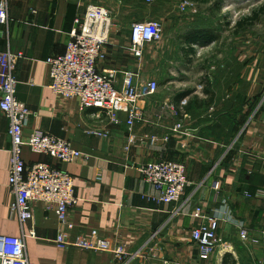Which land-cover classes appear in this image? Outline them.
I'll return each instance as SVG.
<instances>
[{
  "label": "crops",
  "instance_id": "0c3cea01",
  "mask_svg": "<svg viewBox=\"0 0 264 264\" xmlns=\"http://www.w3.org/2000/svg\"><path fill=\"white\" fill-rule=\"evenodd\" d=\"M101 3L0 0L8 14L7 22L0 23V53L23 55L14 76L16 99L32 112L24 138L41 132L70 142L88 157L63 164L23 149L26 164L47 163L69 174L80 202L70 209L63 224L43 203H36L32 221L22 225L11 210L15 199L8 187L9 122L0 112V236L23 238L31 264H222L226 255L236 264H263L264 242L255 240L264 227V206L261 201L245 198L244 193L253 195L264 188V45L256 44L259 49L251 55L256 72L255 81L248 86L247 37L241 36L242 29L205 26L198 21L196 11L192 13L195 20L183 26L170 14V6L154 13L146 10V15L143 11L126 19L116 18L106 58L97 69L118 72L119 81L126 72L136 74L142 82L151 79L144 63L147 55L138 63L128 49L129 35L122 41L115 36L117 27L135 19H157L164 34L161 41H176V56L184 64L186 59L193 62L194 57L199 59L215 48L216 61L208 69L189 70L182 64L181 70L169 72L157 93L140 102L143 121L128 130L125 112H117L119 124L113 125L94 109L80 112L77 101L56 98L48 88L45 61L65 52L76 19L89 6ZM175 8L176 12L185 10L183 5ZM198 29L213 30L216 39L203 44L187 42L195 39L181 41L186 33ZM256 41L264 42V34ZM194 78L199 80L193 86ZM176 125L183 127L181 133L173 132ZM90 131L103 136L89 135ZM130 136L136 144L126 149ZM151 136L157 138L154 146L138 144ZM165 161L181 164L191 183L176 204L158 202L153 187L138 171L147 164ZM222 201H227L225 207ZM196 207L220 217L217 237L222 247L209 261L199 260L190 239L197 223L192 217ZM239 227L250 231L247 242L239 239ZM31 231L34 237L29 236ZM78 238L105 240L139 255L119 263L110 253L73 246Z\"/></svg>",
  "mask_w": 264,
  "mask_h": 264
},
{
  "label": "built area",
  "instance_id": "2783aa9c",
  "mask_svg": "<svg viewBox=\"0 0 264 264\" xmlns=\"http://www.w3.org/2000/svg\"><path fill=\"white\" fill-rule=\"evenodd\" d=\"M114 14L102 6L92 5L85 14L76 19L69 35L65 52L50 57L45 61L49 70L51 93L62 100H75L79 111L94 109L104 115L111 124H119L117 112H125L128 130L144 119V111L140 102L155 95L158 83H144L138 76L126 72L119 81L118 72H100L97 64L106 58V47L110 44ZM8 19L6 5L0 4V23ZM163 29L159 21H148L133 24L129 31V52L140 63L144 48L162 40ZM23 59L22 53H0V112L8 120V136L11 140L10 171L8 187L14 195L15 203L11 210L20 223L32 221L33 205L43 203L47 212H53L59 224L68 219L71 208L76 207L80 199L76 196L72 177L47 163L26 164L22 159L24 148L33 154L43 155L59 163L71 164L88 157L74 149L70 142L54 138L50 135L33 132L27 138L23 130L32 112L16 99L17 80L14 70L17 62ZM181 125H176L173 132L181 133ZM89 135L103 136L96 131ZM165 142L168 138L164 139ZM156 137H145L138 144L154 146ZM129 149L136 142L132 136L127 140ZM144 181L153 187L157 200L165 205L179 203L183 193L190 187L185 169L174 162L147 164L138 169ZM247 199H256L264 204V188L253 195L244 193ZM223 207L227 201H222ZM192 217L197 221L190 233L191 242L195 245L198 258L209 261L222 247L218 243L220 217L208 215L201 207H196ZM260 241L264 238V227L256 234ZM34 237V232H29ZM250 231L239 227V239L247 242ZM254 241V239H253ZM253 243H256V242ZM73 246L86 251L110 253L119 263H127L138 257L139 253L130 254L120 245H111L100 239L78 238ZM0 264H31L25 253L23 238L0 236ZM169 264V263H165Z\"/></svg>",
  "mask_w": 264,
  "mask_h": 264
},
{
  "label": "rangeland",
  "instance_id": "374dc122",
  "mask_svg": "<svg viewBox=\"0 0 264 264\" xmlns=\"http://www.w3.org/2000/svg\"><path fill=\"white\" fill-rule=\"evenodd\" d=\"M101 4H96L97 6H102L108 10H111L114 14L113 24L115 25V19L121 18L126 19L132 17V14H142L143 11L146 15V10H150L151 13L159 12L160 9H166L171 7L174 11L175 7L183 5L185 10L182 12H176V10L170 11L172 16H176L180 19L181 24L184 26V23H191L195 19L196 14H192L193 11L197 12L199 17L198 21H202L205 26H219L221 29L232 28L234 23L238 20H243L246 17L250 16L255 10H257L264 0H101ZM163 3V4H162ZM117 13V14H116ZM154 15V14H152ZM152 19V20H151ZM158 21L154 18L143 17V20L135 21L131 24H128L125 27H117L115 31V36L118 40L122 41L129 35L130 28L133 24L144 23L148 21ZM114 27V26H113ZM112 27V28H113ZM182 32V31H179ZM246 35L247 37V50H248V86L250 81L254 82L255 66L254 61H251V55L254 51L258 50L256 44H263V41H256V38H261L264 34V16L260 17L259 21L253 24L252 26L245 27L241 30V36ZM164 36V34H163ZM181 42V41H179ZM217 47V46H216ZM178 49L176 48V41H160L158 43L150 44L144 48V55H147L146 68L151 73V79H144V83L148 81H155L158 83V86L162 85L165 82L166 76L169 75V72L174 70H181L183 68L180 58H177ZM215 48L210 52L201 56V58H193L192 60L186 59L185 66H188L189 69L194 68L195 70L202 71L208 69L212 63L216 61L215 55L213 56ZM148 73V72H147ZM250 76V77H249ZM142 78V77H141ZM264 78V77H263ZM142 81V79H139ZM199 78H194L192 80V85ZM201 83H203V78H201ZM199 84V83H198ZM189 86V85H188ZM190 87V86H189ZM260 203V202H259ZM262 204V203H260ZM264 206V204H262ZM262 231V230H261ZM264 242V238H260V242ZM264 245V243H261ZM219 247L217 248V252ZM216 255L213 257L216 258ZM264 264V263H263Z\"/></svg>",
  "mask_w": 264,
  "mask_h": 264
},
{
  "label": "trees",
  "instance_id": "16d2710c",
  "mask_svg": "<svg viewBox=\"0 0 264 264\" xmlns=\"http://www.w3.org/2000/svg\"><path fill=\"white\" fill-rule=\"evenodd\" d=\"M262 16H264V2L250 16L246 17L243 20L236 21L234 24L235 31L241 30V29L248 27V26H252L256 22H258L260 17H262ZM180 39H181V41H185V39H195V41H187V42H189V43H191V42L195 43L196 42L195 44H203L206 42H213L212 40H215L216 37H215L213 30L198 29V30L189 31L188 33L185 34V36L181 37ZM198 39H201V41H198ZM188 92H186L185 94L186 95L189 94ZM185 94L181 95L180 97L185 96ZM222 264H236V263L233 260V258L226 255V256H224V258L222 260Z\"/></svg>",
  "mask_w": 264,
  "mask_h": 264
}]
</instances>
